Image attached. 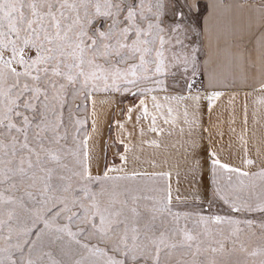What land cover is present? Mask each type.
I'll return each mask as SVG.
<instances>
[{
  "label": "snow or ice",
  "instance_id": "1",
  "mask_svg": "<svg viewBox=\"0 0 264 264\" xmlns=\"http://www.w3.org/2000/svg\"><path fill=\"white\" fill-rule=\"evenodd\" d=\"M256 8L264 18V0ZM198 9L199 0H0V264H226L216 257L235 251L226 241L235 245L231 238L244 231L242 223L251 229V220L199 215L189 228L184 214L181 226L171 185L154 183L170 172L128 174L113 165L94 175L87 138L73 136L69 145L67 131L60 134L69 93L90 99L93 92L119 91L121 83H160L155 77L175 75L172 69L187 74L191 67L195 77V51L189 53L185 41L196 31L189 18ZM211 163L240 172L218 159ZM251 175L264 178V169ZM145 176L152 187L137 181ZM17 190L23 194L11 195ZM213 196L229 203L219 190ZM28 201L42 210L31 211ZM5 207L11 208L7 219ZM231 207L241 210L234 202ZM16 208L31 212V227L13 224ZM249 210L264 212V203ZM61 218L67 223L58 224ZM221 225L227 234L213 227ZM31 234L37 239L29 240Z\"/></svg>",
  "mask_w": 264,
  "mask_h": 264
},
{
  "label": "crops",
  "instance_id": "2",
  "mask_svg": "<svg viewBox=\"0 0 264 264\" xmlns=\"http://www.w3.org/2000/svg\"><path fill=\"white\" fill-rule=\"evenodd\" d=\"M260 2L199 0L192 23L200 36L201 59L191 90H157L136 99L119 93L91 96L84 139L94 175L113 165L128 174L170 172V178L157 177L154 183L171 185L172 207L214 202L238 215L264 213L249 210L264 203V178L251 175L264 169V18L256 8ZM190 94L199 99H173ZM212 159L240 172L214 169ZM137 181L153 186L147 176ZM217 190L228 204L213 196ZM233 202L240 211L232 210Z\"/></svg>",
  "mask_w": 264,
  "mask_h": 264
},
{
  "label": "rangeland",
  "instance_id": "3",
  "mask_svg": "<svg viewBox=\"0 0 264 264\" xmlns=\"http://www.w3.org/2000/svg\"><path fill=\"white\" fill-rule=\"evenodd\" d=\"M187 12V8L185 9ZM193 18L190 16L189 22L192 23ZM193 24V23H192ZM187 45V50L191 53L193 50L195 51L196 56V72L199 73L200 69V59H201V48H200V36L198 30L190 33L188 39L185 41ZM8 53H5L7 56ZM172 72H175V75H172L171 72L166 71L163 74H158L155 79L159 80L160 83H155L153 79L148 80H140L137 84H127L121 83L119 84V91H100L93 92L91 96L99 94V93H119L123 97L136 99L144 96L145 94L157 91V90H166V89H176L183 88L187 86V83L192 79L197 78L192 77L191 75V67H189V71L185 74L182 70L172 69ZM149 76H152L149 73ZM91 99V98H90ZM90 99L77 98L76 94L69 93L65 97V104L60 109V114L62 116V125L60 129V134L63 135L65 131L68 133V144L72 145V137L76 136L77 140H84L86 133V126L88 121V113H89V105ZM79 120L81 123L77 124L76 121ZM23 193L21 190H17L11 195L19 197ZM8 195V193H6ZM27 200V198H25ZM26 206L31 208V211L42 210L40 209V205H32L31 201H28ZM11 210L10 207H5L3 209V218L7 219V212ZM15 211L18 213V218L13 220V224L18 228H23L25 226L31 227V220L28 217L31 215V212L25 213L22 209L16 208ZM174 212H178L181 214V226H185V220L183 219L184 214H189V220L187 221V227L192 228V221L198 219L199 215H204L207 217L219 215L222 217H232L233 219H238L240 221L251 220L253 222V227L249 229L246 224H241V227L244 229L242 233L238 235V237H232V240H235L236 243L233 245L230 241H226V247H234L235 251L231 252L225 257L217 256V260H223L226 264H261L264 261V254H260L259 249L264 248V229L261 228V225H264V213L258 215L244 216L231 213L222 209V207L217 206L214 202H209L205 205L198 206H180L173 207ZM58 224L67 223L66 219H58ZM39 227H43V225H39ZM73 231L76 230V225L71 226ZM222 227L225 230V234L228 232L227 225L221 226H213ZM199 229H197L198 231ZM35 229H33V233ZM4 235H7V229L3 232ZM217 239H222L218 234L216 236ZM29 240H36L37 237L34 234H31L28 237ZM243 245L245 251H240V247ZM0 246H4L0 244ZM215 246V245H214ZM44 250H47L46 248ZM27 251V249H25ZM253 251H257V255L253 256L250 253ZM211 253L208 254L211 257ZM177 258H179V254H177ZM187 259L188 257H184ZM203 258V257H202Z\"/></svg>",
  "mask_w": 264,
  "mask_h": 264
}]
</instances>
